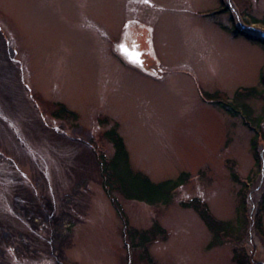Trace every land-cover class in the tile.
Here are the masks:
<instances>
[{"label":"rangeland","instance_id":"rangeland-1","mask_svg":"<svg viewBox=\"0 0 264 264\" xmlns=\"http://www.w3.org/2000/svg\"><path fill=\"white\" fill-rule=\"evenodd\" d=\"M263 19L264 0H0V264H264ZM111 129L134 171L188 175L168 205L105 193ZM194 200L236 241L209 246Z\"/></svg>","mask_w":264,"mask_h":264},{"label":"trees","instance_id":"trees-1","mask_svg":"<svg viewBox=\"0 0 264 264\" xmlns=\"http://www.w3.org/2000/svg\"><path fill=\"white\" fill-rule=\"evenodd\" d=\"M262 22L264 24V19ZM253 91L254 89L252 88L249 89L247 93ZM61 111L68 116H76L74 112L69 111L63 105H60L58 111L56 112L57 117ZM243 118L246 120L245 115ZM104 136L113 144L115 148V154L110 160L103 158H98L97 160L100 167L102 187L108 196H111L112 190H115L128 200L140 201L149 205H168L172 201L176 189L187 181L188 175L186 173L180 174L174 180H163L160 182L151 181L143 173L134 171L131 168L124 141L115 129L107 131L104 133ZM253 148L257 154V163L260 165V155L257 153L256 143H254V141ZM183 206L192 208L198 212L202 221L212 235V240L209 246L218 245L220 240L224 237L229 238L233 242L236 241L235 238L233 239L232 237L239 235V230H237L236 234H234V230L230 222L220 221L214 218L207 205L194 200L192 203H183ZM115 207L122 215L121 209L117 205H115ZM254 225L258 228L259 234L262 235V227L259 226L258 221H255ZM127 234L131 241L130 246L132 248L142 249H145L157 235L162 234L163 236H166L165 231L157 224L153 225V227L149 230L139 232L133 229L128 231ZM238 241L240 240H237V242ZM234 257L236 259V264H253L251 259L245 258L244 256L242 257V254H240L237 249L234 250Z\"/></svg>","mask_w":264,"mask_h":264},{"label":"water","instance_id":"water-1","mask_svg":"<svg viewBox=\"0 0 264 264\" xmlns=\"http://www.w3.org/2000/svg\"><path fill=\"white\" fill-rule=\"evenodd\" d=\"M127 53H131V59L135 60L136 57H139L140 54L138 52H127Z\"/></svg>","mask_w":264,"mask_h":264},{"label":"flooded vegetation","instance_id":"flooded-vegetation-1","mask_svg":"<svg viewBox=\"0 0 264 264\" xmlns=\"http://www.w3.org/2000/svg\"><path fill=\"white\" fill-rule=\"evenodd\" d=\"M124 51H125V50H124ZM128 52H134V50L129 49ZM125 53H126V55H127L129 58H131V57H130V56H131V53H127V51H126ZM129 58H128V59H129ZM135 62L138 63L137 60H136ZM137 65H139V64H137Z\"/></svg>","mask_w":264,"mask_h":264}]
</instances>
